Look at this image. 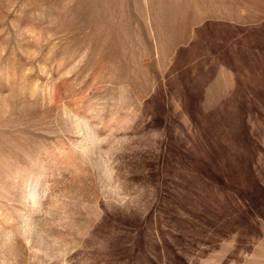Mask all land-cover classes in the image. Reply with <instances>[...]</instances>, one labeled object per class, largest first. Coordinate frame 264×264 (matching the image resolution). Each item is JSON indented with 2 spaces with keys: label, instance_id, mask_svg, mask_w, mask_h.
Returning <instances> with one entry per match:
<instances>
[{
  "label": "rangeland",
  "instance_id": "1",
  "mask_svg": "<svg viewBox=\"0 0 264 264\" xmlns=\"http://www.w3.org/2000/svg\"><path fill=\"white\" fill-rule=\"evenodd\" d=\"M0 264H264V0H0Z\"/></svg>",
  "mask_w": 264,
  "mask_h": 264
}]
</instances>
